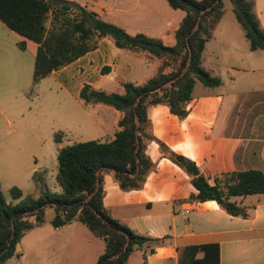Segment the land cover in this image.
Returning a JSON list of instances; mask_svg holds the SVG:
<instances>
[{"label": "crops", "instance_id": "crops-1", "mask_svg": "<svg viewBox=\"0 0 264 264\" xmlns=\"http://www.w3.org/2000/svg\"><path fill=\"white\" fill-rule=\"evenodd\" d=\"M64 1L96 13L131 35L143 34L166 46L175 44V32L186 16L167 0ZM247 1L253 4L264 32V0ZM223 3V15L202 57V67L220 78L221 85L208 87L197 81L184 118L163 104L148 108L150 139L145 153L154 167L141 188L124 191L112 175H105L103 202L111 217L140 236L159 240L135 249L126 264H186L189 259L184 250L203 245H218L219 264H264V193L229 198L246 216L232 215L216 201L199 202L192 198L197 190L191 177L160 146L194 162L209 184L223 191L235 173L258 170L264 174V50L251 51L232 3ZM37 50L35 42L0 21V85L14 84L20 90L19 101L25 100L27 89L36 87L50 107L44 118L28 116L22 147L9 158L0 151L3 194L16 187L23 197H38L33 174L46 172L48 185L51 173L56 177L58 172L49 174L48 150L57 157L59 149L68 145L112 140L117 115L109 107H88L80 97L85 86L122 93L121 82L142 83L163 65L159 59L121 50L104 37L94 50L34 85ZM20 111L24 117V106ZM55 134L61 135L60 142L55 141ZM48 209L53 208H47L45 216ZM54 217L49 221L44 217L17 248L31 234L38 259L48 256L54 261V253H59L63 264H96L105 251L104 240L77 220L55 228ZM204 254L199 251L194 262L205 264Z\"/></svg>", "mask_w": 264, "mask_h": 264}, {"label": "trees", "instance_id": "trees-1", "mask_svg": "<svg viewBox=\"0 0 264 264\" xmlns=\"http://www.w3.org/2000/svg\"><path fill=\"white\" fill-rule=\"evenodd\" d=\"M167 1L173 9L186 14L175 32L173 46L143 34L131 35L72 2L0 0V21L38 45L34 85L94 50L104 37L111 38L121 50L163 61L161 68L144 82H121L122 93L95 90L90 86L82 89L80 97L88 107L105 106L114 110L116 132L109 142L89 141L59 149L56 180L60 192L47 189L44 171L35 172L32 177L40 189L38 197H23L14 187L9 194L18 202L11 203L0 190V264L13 258L24 235L44 222L47 208L55 210L52 221L55 228L77 220L94 236L104 240L105 251L96 264H126L135 249L159 242L134 233L111 217L103 202L105 175H112L124 191L141 188L154 167L145 153L146 141L150 139L148 108L163 104L171 113L184 118L197 81L208 87L222 83L220 78L213 77L202 67V57L214 26L223 15V0ZM230 2L251 51L264 50V32L253 12V4L247 0ZM60 136L55 134L56 142H60ZM160 146L162 153L191 177L197 190L192 198L199 202L216 201L232 215L246 216L244 210L229 198L264 193L261 171L235 173L227 190L223 191L218 185H210L194 162L169 151L164 144L160 143ZM31 218L35 222H31ZM199 251L205 253V264H219L218 245L185 249L184 254L189 259L186 264H198L194 258Z\"/></svg>", "mask_w": 264, "mask_h": 264}, {"label": "rangeland", "instance_id": "rangeland-1", "mask_svg": "<svg viewBox=\"0 0 264 264\" xmlns=\"http://www.w3.org/2000/svg\"><path fill=\"white\" fill-rule=\"evenodd\" d=\"M225 2L231 6L229 0ZM51 16L47 26L50 25ZM20 90L14 86V84L2 82L0 85V151L9 158L12 153L16 152L18 148L22 147L20 140L23 138L27 130L24 129L25 122L29 115H35L44 118L49 114V104H47L43 95L40 93L36 87L31 86V88L25 91V100H18V95ZM21 102H23L21 104ZM24 106L27 110L26 115L23 117L21 115L20 109ZM5 151L7 153H5ZM10 153V154H9ZM47 157L51 160L48 165L49 174L52 170L58 171V161L57 157L54 155V151H47ZM1 159V158H0ZM47 175V174H45ZM53 175V176H52ZM47 189L52 192H60L61 188L56 182L55 174L51 173L50 178L47 180ZM36 194L39 195L38 190ZM5 198L7 202L12 203V198L9 192H5ZM36 197V196H35ZM46 212V211H45ZM55 216L54 209H48L45 219L47 221L51 220ZM34 222V218L30 219ZM77 226L82 227L85 231H88L86 227L82 224H77ZM47 227V226H45ZM49 227V226H48ZM77 249V247L75 248ZM18 254L13 258L6 261L4 264H63V260H59L58 254L54 253V261L48 256H43L38 259V250L36 251L33 245L31 234L26 238V240L17 248Z\"/></svg>", "mask_w": 264, "mask_h": 264}]
</instances>
